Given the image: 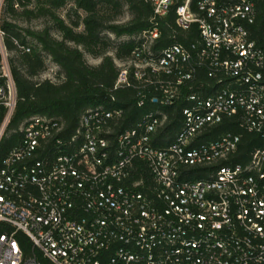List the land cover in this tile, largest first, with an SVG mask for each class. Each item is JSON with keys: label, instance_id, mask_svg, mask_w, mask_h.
Segmentation results:
<instances>
[{"label": "built area", "instance_id": "1", "mask_svg": "<svg viewBox=\"0 0 264 264\" xmlns=\"http://www.w3.org/2000/svg\"><path fill=\"white\" fill-rule=\"evenodd\" d=\"M144 1L153 8L151 28L120 64L114 89L152 87L159 92L152 102L170 106L197 72L216 86L187 95L182 128L165 148L153 145L164 121L155 112L122 133L115 150L105 135L118 110H88L68 140L53 118L24 121L0 161V264H264V0ZM6 2L0 0V145L18 102L1 26ZM172 12L177 28L196 27L198 39L155 52L160 21ZM10 40L14 53L32 52ZM226 120L263 145L245 165L186 179L185 169L214 166L238 151L242 134L235 131L197 143Z\"/></svg>", "mask_w": 264, "mask_h": 264}, {"label": "trees", "instance_id": "2", "mask_svg": "<svg viewBox=\"0 0 264 264\" xmlns=\"http://www.w3.org/2000/svg\"><path fill=\"white\" fill-rule=\"evenodd\" d=\"M32 2H35V7L29 9ZM17 3L19 8L15 7ZM68 3L74 4L75 13L78 10L85 13L72 26L57 15V11ZM124 6H127L131 19L126 23H118L116 17ZM4 14L12 19L19 16L29 20L48 17L62 38H54L50 28L41 31L26 30L33 39V44L30 45L15 22H1L8 35L6 43L11 52L14 51L11 38L30 45L32 52L16 53L19 55L10 60L18 102L8 133L0 145V161L18 143L20 134L14 133V130H18L27 119L41 116L59 121L63 126L59 138L68 140L76 134L82 116L88 110L101 106L122 112L119 119L111 122L110 133L105 135L111 150L116 149L117 138L122 133L134 129L150 112L159 113L161 120L164 119L153 136V145L165 148L174 142L182 128L183 110L188 106L187 95L190 92H204L210 85L216 86L207 72H197L195 79L182 87L181 96L170 106L152 102L153 95L159 94L152 87L141 90L134 87L114 89L122 70L118 62L130 59L136 45L141 43L138 41L140 35L151 28L153 8L144 0H7ZM81 24L84 30L76 31ZM160 31L161 36L153 46L155 52L174 43L187 45L198 39L196 27L189 32L177 28L173 12L160 21ZM108 34L114 35L118 40L112 41ZM112 45L114 56L108 54ZM86 55L101 59L100 64H89ZM47 60L59 69L53 79L41 78ZM130 78L136 84L132 75ZM142 100L143 105L139 106ZM228 131L242 134L238 151L228 161H221L214 166L185 169L186 179H207L214 170L231 162L245 165L253 158L254 151L263 145L255 134L238 130L233 120H226L219 126L206 130L197 138V143L215 140ZM20 238L25 237L20 235Z\"/></svg>", "mask_w": 264, "mask_h": 264}, {"label": "rangeland", "instance_id": "3", "mask_svg": "<svg viewBox=\"0 0 264 264\" xmlns=\"http://www.w3.org/2000/svg\"><path fill=\"white\" fill-rule=\"evenodd\" d=\"M35 7V2H32L29 5V9H33ZM75 6L73 3H68L64 8L59 9L57 11V15L62 18L66 24L72 26L77 20L78 17H84L85 13L81 10H78L77 13H75ZM20 12H22L21 9H19ZM3 15V14H2ZM131 19V14L127 8V6H124L121 13L118 15V17H116V22L118 23H126ZM13 21L15 22L19 28L21 29V32L23 34V36H26V40L27 43H29L30 45L33 44V39L31 36H29L26 32V30H31V31H41L45 28H50L51 31V35L60 40L62 38L61 34L55 29L52 21L48 18V17H39V18H33L31 20L25 18L24 16H19L16 19H12L11 17H9L7 14H4L2 16V21ZM84 30V26L81 24L79 28L76 29V31L78 32H82ZM112 41H117L118 39L112 35V34H108L107 35ZM108 54L111 56H114L115 54V50H114V45H112L109 50H108ZM19 54H16L14 52H11L10 54V60L11 58H16ZM87 61L89 62V64L91 65H98L101 62V59L98 58H94L91 55H86ZM19 64V63H18ZM118 64L120 65L121 63L118 62ZM59 71L58 67L53 64L51 61L47 60L46 62V69L44 70V72L41 75V78H48V77H54L55 74Z\"/></svg>", "mask_w": 264, "mask_h": 264}]
</instances>
